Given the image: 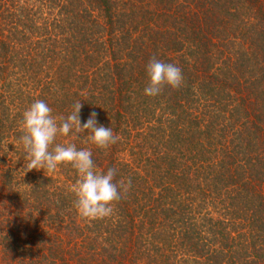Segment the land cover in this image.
<instances>
[{
	"label": "trees",
	"instance_id": "trees-1",
	"mask_svg": "<svg viewBox=\"0 0 264 264\" xmlns=\"http://www.w3.org/2000/svg\"><path fill=\"white\" fill-rule=\"evenodd\" d=\"M153 57L180 88L143 94ZM37 99L120 136L56 138L131 178L110 218L70 164L27 171ZM0 264H264V0H0Z\"/></svg>",
	"mask_w": 264,
	"mask_h": 264
},
{
	"label": "clouds",
	"instance_id": "clouds-1",
	"mask_svg": "<svg viewBox=\"0 0 264 264\" xmlns=\"http://www.w3.org/2000/svg\"><path fill=\"white\" fill-rule=\"evenodd\" d=\"M146 74L148 81L143 94L149 97L160 95L165 87L178 89L184 83L179 66L155 57L146 65ZM82 107L81 101H76L69 115L56 117L45 101L37 99L30 104L22 114V135L18 138L24 148V166L27 171H54L61 164H70L78 173L70 190L75 196L73 206L79 216L88 220L110 218L115 205L130 191L131 178L117 180L116 168L98 171L88 148L78 150L74 143H56L58 136L67 137L69 133L79 136L85 132L86 142L100 149H107L120 140L111 127L98 125L95 112H91L81 126Z\"/></svg>",
	"mask_w": 264,
	"mask_h": 264
}]
</instances>
